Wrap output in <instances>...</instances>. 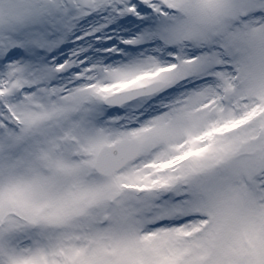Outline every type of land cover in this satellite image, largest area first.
I'll list each match as a JSON object with an SVG mask.
<instances>
[{
  "label": "snow or ice",
  "instance_id": "6c2138e0",
  "mask_svg": "<svg viewBox=\"0 0 264 264\" xmlns=\"http://www.w3.org/2000/svg\"><path fill=\"white\" fill-rule=\"evenodd\" d=\"M0 264H264V0H0Z\"/></svg>",
  "mask_w": 264,
  "mask_h": 264
}]
</instances>
